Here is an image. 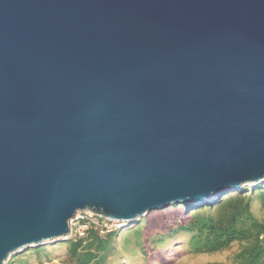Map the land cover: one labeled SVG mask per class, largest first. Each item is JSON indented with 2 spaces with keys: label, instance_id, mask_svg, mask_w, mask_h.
<instances>
[{
  "label": "water",
  "instance_id": "obj_1",
  "mask_svg": "<svg viewBox=\"0 0 264 264\" xmlns=\"http://www.w3.org/2000/svg\"><path fill=\"white\" fill-rule=\"evenodd\" d=\"M263 182L264 0H0V264Z\"/></svg>",
  "mask_w": 264,
  "mask_h": 264
},
{
  "label": "trees",
  "instance_id": "obj_2",
  "mask_svg": "<svg viewBox=\"0 0 264 264\" xmlns=\"http://www.w3.org/2000/svg\"><path fill=\"white\" fill-rule=\"evenodd\" d=\"M264 182L199 204H180L100 234L25 250L6 264H167L168 255L216 254L239 245L232 264H264Z\"/></svg>",
  "mask_w": 264,
  "mask_h": 264
},
{
  "label": "built area",
  "instance_id": "obj_3",
  "mask_svg": "<svg viewBox=\"0 0 264 264\" xmlns=\"http://www.w3.org/2000/svg\"><path fill=\"white\" fill-rule=\"evenodd\" d=\"M69 234L67 239L84 238L90 230H95L100 234L119 228L115 222L102 218L88 210L77 212L68 221Z\"/></svg>",
  "mask_w": 264,
  "mask_h": 264
},
{
  "label": "rangeland",
  "instance_id": "obj_4",
  "mask_svg": "<svg viewBox=\"0 0 264 264\" xmlns=\"http://www.w3.org/2000/svg\"><path fill=\"white\" fill-rule=\"evenodd\" d=\"M256 214L264 219V213L256 212ZM239 251V245L233 244L229 249L216 253V254H205V255H177L172 256L171 254L165 258L167 264H232L234 256ZM58 264V263H54ZM152 264H158L152 261Z\"/></svg>",
  "mask_w": 264,
  "mask_h": 264
},
{
  "label": "crops",
  "instance_id": "obj_5",
  "mask_svg": "<svg viewBox=\"0 0 264 264\" xmlns=\"http://www.w3.org/2000/svg\"><path fill=\"white\" fill-rule=\"evenodd\" d=\"M52 263H57V260H53V262ZM31 264H38V263H36V262H33V263H31ZM43 264H47L46 262H44Z\"/></svg>",
  "mask_w": 264,
  "mask_h": 264
}]
</instances>
